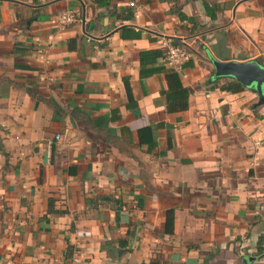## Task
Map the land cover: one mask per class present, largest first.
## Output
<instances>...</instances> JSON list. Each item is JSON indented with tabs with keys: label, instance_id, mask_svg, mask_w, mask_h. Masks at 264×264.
Masks as SVG:
<instances>
[{
	"label": "crops",
	"instance_id": "0c3cea01",
	"mask_svg": "<svg viewBox=\"0 0 264 264\" xmlns=\"http://www.w3.org/2000/svg\"><path fill=\"white\" fill-rule=\"evenodd\" d=\"M213 59L264 64V0H0V264H264V106Z\"/></svg>",
	"mask_w": 264,
	"mask_h": 264
},
{
	"label": "trees",
	"instance_id": "16d2710c",
	"mask_svg": "<svg viewBox=\"0 0 264 264\" xmlns=\"http://www.w3.org/2000/svg\"><path fill=\"white\" fill-rule=\"evenodd\" d=\"M166 80H167L168 88L165 92H163V95L166 97L167 110L172 113L184 112L188 110L190 92L187 88L183 86L179 74L176 73L175 71H169L166 73ZM222 83L223 85H221ZM212 84L214 88H219L223 91H229L233 93L240 92L246 88L242 84L238 83L237 81L231 78H220L215 81H212ZM127 95L129 101H132L133 99L132 91L129 84H127ZM146 132L147 134L151 133V130L146 129ZM49 214H52V204L49 205ZM173 226H174L173 212H168L167 222H166L167 233L169 234L173 233Z\"/></svg>",
	"mask_w": 264,
	"mask_h": 264
},
{
	"label": "water",
	"instance_id": "95a60500",
	"mask_svg": "<svg viewBox=\"0 0 264 264\" xmlns=\"http://www.w3.org/2000/svg\"><path fill=\"white\" fill-rule=\"evenodd\" d=\"M214 79L231 78L244 87L252 89L258 96V104L264 106V64L259 61L237 62L212 60Z\"/></svg>",
	"mask_w": 264,
	"mask_h": 264
},
{
	"label": "built area",
	"instance_id": "2783aa9c",
	"mask_svg": "<svg viewBox=\"0 0 264 264\" xmlns=\"http://www.w3.org/2000/svg\"><path fill=\"white\" fill-rule=\"evenodd\" d=\"M135 6V4H131ZM74 17L71 14H64L60 18V23L65 25L73 22ZM162 48L164 50L165 64L168 68L175 72L181 73L183 71L185 63L189 59L188 51L185 47L177 46L168 41L162 42ZM59 140L60 137H57ZM72 264H84V261L77 255L72 258Z\"/></svg>",
	"mask_w": 264,
	"mask_h": 264
}]
</instances>
